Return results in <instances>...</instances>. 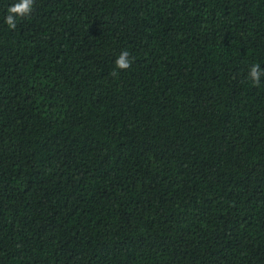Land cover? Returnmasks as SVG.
I'll use <instances>...</instances> for the list:
<instances>
[{
    "label": "trees",
    "instance_id": "16d2710c",
    "mask_svg": "<svg viewBox=\"0 0 264 264\" xmlns=\"http://www.w3.org/2000/svg\"><path fill=\"white\" fill-rule=\"evenodd\" d=\"M18 2L0 264H264V0Z\"/></svg>",
    "mask_w": 264,
    "mask_h": 264
},
{
    "label": "clouds",
    "instance_id": "9594fccd",
    "mask_svg": "<svg viewBox=\"0 0 264 264\" xmlns=\"http://www.w3.org/2000/svg\"><path fill=\"white\" fill-rule=\"evenodd\" d=\"M35 0H19L18 3L10 6L8 8V15L5 18V23L11 28H16V19L17 17H26L31 14L33 11ZM134 58L130 56L129 51H122L117 59L115 60V65L117 69L127 70L131 67ZM113 76L118 75L114 69ZM264 77V68H261L260 64H253L250 67L249 79L256 84L257 86L261 82V78Z\"/></svg>",
    "mask_w": 264,
    "mask_h": 264
}]
</instances>
